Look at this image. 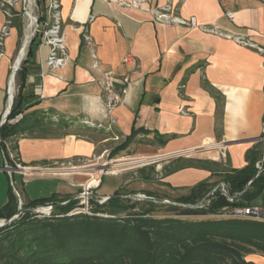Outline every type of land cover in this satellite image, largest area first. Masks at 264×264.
I'll list each match as a JSON object with an SVG mask.
<instances>
[{
    "label": "crops",
    "instance_id": "obj_1",
    "mask_svg": "<svg viewBox=\"0 0 264 264\" xmlns=\"http://www.w3.org/2000/svg\"><path fill=\"white\" fill-rule=\"evenodd\" d=\"M48 1L44 0L45 8ZM147 3L152 9L171 4L174 14L183 19L195 16L199 25L164 24L151 11L126 8L114 0H61L68 60L51 68L50 47L40 39L34 42L26 62L23 107L25 113L43 110L53 120L64 118L71 129L55 136L16 138V151L11 142L6 149L0 145V208L9 201L14 174L21 176L23 194L15 188L24 204L32 200L26 183L34 175L66 180L74 175L50 169L74 166L97 155L109 131L94 126L95 131L83 134L79 127H84L85 119L109 123L105 70L113 71V86L123 95L110 132L124 138L136 134L131 145L144 144L155 148L154 154L166 156L162 177L166 186L186 189L201 181L223 182L226 171L248 164L251 149L257 150L256 166H261L264 55L224 34L264 47V0ZM4 20L0 9V31ZM8 39L0 60V125L8 109L14 50ZM129 56L132 59L126 61ZM15 155L31 168L26 175L17 171L11 176L4 168L6 159L12 162ZM67 181L75 190L60 183L56 193L61 197L76 195L84 185L76 177Z\"/></svg>",
    "mask_w": 264,
    "mask_h": 264
},
{
    "label": "trees",
    "instance_id": "obj_2",
    "mask_svg": "<svg viewBox=\"0 0 264 264\" xmlns=\"http://www.w3.org/2000/svg\"><path fill=\"white\" fill-rule=\"evenodd\" d=\"M33 44L17 72V77H21L20 88L14 97L8 119L20 112L24 116L15 124L6 121L0 125V145L4 149L6 143L11 142V149L16 151L17 143L14 139L19 137L55 136L71 129L66 119L53 120L46 111L25 113L27 107H23L22 87L26 77V62L32 53ZM95 128L86 124L79 127L83 134L91 133ZM136 138V134L127 136L123 147H129ZM246 158L248 164L245 167L228 170L222 178L230 195H237L250 185L241 199L231 200L217 189L208 197L210 202L199 208L168 204V214L165 216L153 214V207L162 203L123 197L127 193L120 189L115 190L113 197L105 203L100 204L92 199L89 213H71L78 205L77 200L47 215L34 211L38 206L67 201L73 197L71 195L61 197L59 193H54L49 197L31 200L23 204V207L28 208L26 211L11 224L0 227V263L256 264L246 259V254L256 251L264 253V221L238 217L200 220L183 218L215 214L224 207L230 210L238 206L254 205L252 202L264 193V169L259 172L256 166L257 150H249ZM261 167L264 168V160ZM216 184L201 181L191 187L187 196L178 198L176 202L196 204ZM141 203L146 204L147 208L138 209ZM18 204L11 187L9 201L0 208V219L13 216L18 210ZM261 207L264 208V205Z\"/></svg>",
    "mask_w": 264,
    "mask_h": 264
},
{
    "label": "rangeland",
    "instance_id": "obj_3",
    "mask_svg": "<svg viewBox=\"0 0 264 264\" xmlns=\"http://www.w3.org/2000/svg\"><path fill=\"white\" fill-rule=\"evenodd\" d=\"M27 1L19 0L16 6L12 9L13 17L11 24V35L8 41H13L14 50L10 55L13 57L12 59V67L10 74H12L14 64L18 53L22 47L26 29L28 25V15H27ZM32 13L35 16L36 20L33 24L32 30L35 31V35L32 38L29 48L32 49L33 42L37 40H41L39 29H41L42 21L45 18V4L44 0H34L32 5ZM36 28H38L36 30ZM28 55L24 57V60ZM11 78V76H10ZM10 78H9V86H10ZM21 77L17 74L15 76V92L14 96H16L19 92ZM9 86H8V94H9ZM103 143L100 145V149L90 160H84L82 162L75 163L74 166L70 164H66V169L64 173L73 174L77 180H81L84 185L77 191L81 193L86 188L88 182H91L92 179L99 177L100 171L109 172L103 175V178L100 183L95 186L89 188L90 197L87 200L89 207L91 208L90 201L92 199H99L106 196L113 195L115 190L120 189L125 193H136L142 194L146 196H157L169 199L170 201L176 202L178 198L182 196H187L190 193L191 188H173L168 187L164 182H162L163 175L166 174L165 164L168 159H160L156 162H151L146 165L141 166V163H134L133 161L136 158H149L148 156H156L155 148L144 145V144H134L129 147H123V143L125 138L120 136L118 133H112V131L106 134ZM116 163V164H115ZM127 163V164H126ZM138 164V165H137ZM74 167H78L79 170L72 169ZM116 168V169H113ZM71 170V171H70ZM79 171V172H78ZM87 172V173H86ZM62 173V172H61ZM80 173V174H79ZM74 176L64 177L66 180L57 181L55 180V176L51 174H39L34 175V179L30 178L29 183H26V188L28 190L29 195L32 200L40 199L44 197H49L58 191V184H62L63 187H69L73 189L67 180L71 178H75ZM95 181V180H94ZM13 190L16 187L23 194V184L21 176L18 174H14V180L11 183ZM222 193V189L218 188ZM75 190V188L73 189ZM110 195H100L99 193H110ZM14 193L20 202L21 195L17 192ZM151 194V195H149ZM75 196V195H74ZM73 196V197H74ZM133 199V198H132ZM78 205L82 203V199H76ZM135 200V199H133ZM97 201V200H96ZM136 201H144V200H136ZM64 202V201H63ZM210 201L206 200L202 203L201 207L205 204H208ZM100 203V202H99ZM105 203V202H104ZM102 204V203H100ZM163 205H158L154 208L153 214L155 216H165L168 214L166 211L167 203H162ZM254 205L263 206L264 205V193L260 198L252 202ZM20 206V204H18ZM77 205V206H78ZM18 206V208H19ZM76 206V207H77ZM75 207V208H76ZM138 209H145L147 205L141 203L137 207ZM91 210V209H90ZM218 213L209 214V215H196V216H185V219L191 220H200V219H220V218H228L227 212L229 209L224 207L220 209ZM235 218V217H234ZM240 218V217H238ZM241 219H250L241 217ZM246 259L254 261L256 264H264V253L256 251L255 253L246 254ZM1 264V263H0Z\"/></svg>",
    "mask_w": 264,
    "mask_h": 264
},
{
    "label": "built area",
    "instance_id": "obj_4",
    "mask_svg": "<svg viewBox=\"0 0 264 264\" xmlns=\"http://www.w3.org/2000/svg\"><path fill=\"white\" fill-rule=\"evenodd\" d=\"M121 6H124L126 8L129 7H135L146 11H151L157 20L163 22L164 24L173 25V24H181V25H187V26H198V20L195 16H192L189 19H183L180 18L178 15L174 14L173 12V6L171 4H167L161 8H155L152 9L148 3L147 0H130V1H120V0H114ZM19 2V0H0V9L3 11L5 15L4 23L1 27L0 31V60L5 55V48H6V42L8 37L11 35V24H12V17H13V8L16 6V4ZM45 18L42 21V27L39 29L40 38L43 43L47 44L50 47V53L48 57V64L51 68L57 69L63 66L66 61L68 60V53H67V46L65 42V32L63 28V16H62V9H61V0H49L46 8H45ZM228 16L230 18H233V13L229 12ZM38 28H36L37 30ZM226 37L234 39L235 41L244 44L246 46H251L256 48L261 54L264 55V47L263 46H256L251 41L247 40L243 37H233L230 34H224ZM86 39L91 41V38L89 35L86 36ZM95 58V66L98 67L99 62L97 59V55L94 52L93 54ZM132 59L131 56L126 58V61H130ZM113 71L112 70H105L103 71V95H104V103H105V109L107 112V116L109 118V123H95L88 119H85L84 122L86 124H89L91 126H97L99 128H103L106 131H110L112 126L117 122L116 118V110L120 106V104L123 102V95L122 93L118 92L112 82L113 78ZM126 82L130 81V78L125 79ZM24 116L23 112L18 113L14 117L5 120L8 121L10 124H15L19 122ZM4 120V117H3ZM2 120V122H3ZM1 122V123H2ZM1 139V138H0ZM151 158H158L157 160H151L147 162H139L141 163V166L146 165L151 162H156L160 159H164L166 156H148ZM145 159L144 158H136L133 162L138 163L137 161ZM66 164H62L59 167L51 168L50 170L54 172H62L66 169ZM4 168L10 173L12 176L14 172H20L23 175H26L31 168L24 166L22 162L18 158H13V161H9L6 159ZM261 168V166H259ZM72 169H79L78 167H74ZM109 172H100L98 175V183L101 182L103 175L107 174ZM97 183V184H98ZM89 184V182H88ZM86 185V188L84 189L79 199H82V203H80L76 208L72 210L71 213H78V212H90V207L88 205L87 200L90 197V190L89 188L92 186ZM96 184V185H97ZM15 192L18 194L19 191L14 187ZM226 189V188H225ZM102 203V202H100ZM20 205L23 204L21 198H20ZM47 215V214H44ZM227 216L229 217H244V218H251L255 220H261L264 221V208L258 205H252V206H238L233 209L228 210Z\"/></svg>",
    "mask_w": 264,
    "mask_h": 264
},
{
    "label": "water",
    "instance_id": "obj_5",
    "mask_svg": "<svg viewBox=\"0 0 264 264\" xmlns=\"http://www.w3.org/2000/svg\"><path fill=\"white\" fill-rule=\"evenodd\" d=\"M23 60H21L18 63L17 67H15V65H14V68H13V71H12V74H11L12 78H14L16 76L18 70L21 67V64H22ZM9 94L11 95L10 86H9ZM14 97H15L14 95H11V99L9 98L8 109H7V112L4 115V120L1 123V125L5 122V120L7 119L8 115H9L11 109H12L13 102H14ZM263 169L264 168H262V167L259 168V172H261ZM255 177H257V175ZM218 188H221L223 193L226 196H228L231 200H239V199H241L243 197V195L246 193V191L249 190L250 185H248L247 188L244 191H242L241 193H239L237 195H230L227 192V190L225 189L224 182H219L213 187L211 192L206 197H204L201 201H199L196 204H183V203H179V202L170 201L169 199H166V198H163V197L146 196V195L136 194V193H127V194H123L122 196L123 197H130V198H133L135 200H144V201H151V202H156V203H167V204L182 205V206L191 207V208H199V207H201L202 203H204L208 199V197L210 195H212ZM81 195H82V193H78L77 195H75L71 199H69L67 201H64V202H61L59 204L38 206V207L34 208V211L39 213V214H50L51 212H53L58 207H60L62 205H65L67 203H70L73 200L79 199L81 197ZM112 197L113 196L110 195V196H106V197L102 198V200H99V199H96V200L98 202L104 203V202L108 201L109 199H111ZM27 209L28 208L23 207V204L20 205L18 210H17V212L13 216H11L10 218L0 219V227H3V226L8 225V224H11L17 217H19V215H21Z\"/></svg>",
    "mask_w": 264,
    "mask_h": 264
},
{
    "label": "bare ground",
    "instance_id": "obj_6",
    "mask_svg": "<svg viewBox=\"0 0 264 264\" xmlns=\"http://www.w3.org/2000/svg\"><path fill=\"white\" fill-rule=\"evenodd\" d=\"M27 2V15H28V25H27V29H26V35H25V38H24V41H23V44H22V47L18 53V56L16 58V61H15V67H17L18 63L24 59V57L27 55L28 53V50H29V46H30V43L32 41V38L33 36L35 35V31L32 30V27H33V24L36 20L35 16L33 15L32 13V5H33V2L34 0H26ZM10 37V36H9ZM8 37V38H9ZM10 90H11V95H14V92H15V77L12 78L11 77V80H10ZM11 95L9 94V98L11 99ZM219 147V146H218ZM201 149V148H200ZM143 158V157H142ZM158 158H145V159H141L137 162H147V161H151V160H157ZM135 163V162H134ZM116 164V163H115ZM127 164V163H126ZM138 165V164H137ZM113 169H116V168H113ZM79 170V169H77ZM71 171V170H70ZM79 172V171H78ZM102 172V170L100 171ZM69 173V172H68ZM87 173V172H86ZM80 174V173H79ZM95 180V181H94ZM98 183V178H94L92 179L91 182H89V186H95L96 184Z\"/></svg>",
    "mask_w": 264,
    "mask_h": 264
}]
</instances>
